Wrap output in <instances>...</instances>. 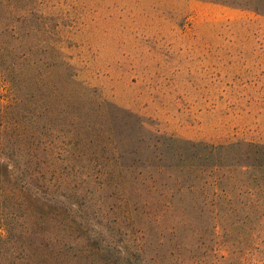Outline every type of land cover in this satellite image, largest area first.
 <instances>
[{"label":"rangeland","instance_id":"rangeland-1","mask_svg":"<svg viewBox=\"0 0 264 264\" xmlns=\"http://www.w3.org/2000/svg\"><path fill=\"white\" fill-rule=\"evenodd\" d=\"M0 264H264V0H0Z\"/></svg>","mask_w":264,"mask_h":264}]
</instances>
